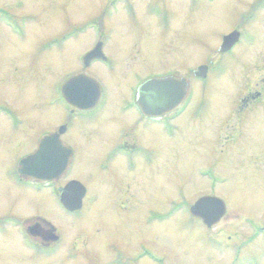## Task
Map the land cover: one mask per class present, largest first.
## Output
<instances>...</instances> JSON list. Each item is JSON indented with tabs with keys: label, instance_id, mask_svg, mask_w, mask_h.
Returning <instances> with one entry per match:
<instances>
[{
	"label": "rangeland",
	"instance_id": "rangeland-1",
	"mask_svg": "<svg viewBox=\"0 0 264 264\" xmlns=\"http://www.w3.org/2000/svg\"><path fill=\"white\" fill-rule=\"evenodd\" d=\"M259 1L0 0V264H264ZM234 29L239 42L220 54L221 36ZM98 42L107 62L84 72L102 98L70 116L60 84L82 71L81 57ZM202 64L206 74L195 78ZM172 74L186 77L191 93L173 115L176 127L139 123L133 131V89ZM256 92L260 104L239 108ZM65 123L70 170L53 185L20 181L19 159ZM122 130L147 151L113 178L107 170L118 162L105 154ZM70 179L86 187L76 212L62 208L55 189ZM209 194L227 212L207 228L188 208ZM37 218L56 230L47 249L23 230ZM142 250L148 255L139 258Z\"/></svg>",
	"mask_w": 264,
	"mask_h": 264
},
{
	"label": "water",
	"instance_id": "water-1",
	"mask_svg": "<svg viewBox=\"0 0 264 264\" xmlns=\"http://www.w3.org/2000/svg\"><path fill=\"white\" fill-rule=\"evenodd\" d=\"M222 38V43L219 46L221 53L229 50L239 39L238 32L231 31ZM100 59H105V56L102 53V44L99 42L83 55V68H87L91 61ZM206 71L207 66L202 65L197 67L193 74L203 77ZM187 86L188 80L185 77L179 78L174 75L152 77L138 86L136 103L141 113L146 116L160 117L170 113L183 102ZM60 87V93L66 102L81 110L91 109L100 97V85L93 77L83 72L70 75ZM64 130L65 126L62 125L57 132L42 135L36 150L23 156L17 163V173L23 178L27 177L41 182L61 177L67 169L72 152L71 148L62 143L59 138ZM58 189L59 199L64 209L75 211L80 208L86 188L78 180L68 181L64 187ZM188 212L210 228L225 215V203L214 195L201 196L189 206ZM27 231L31 236H39L44 241L57 240L56 230L49 222L37 221L28 226Z\"/></svg>",
	"mask_w": 264,
	"mask_h": 264
},
{
	"label": "flooded vegetation",
	"instance_id": "flooded-vegetation-1",
	"mask_svg": "<svg viewBox=\"0 0 264 264\" xmlns=\"http://www.w3.org/2000/svg\"><path fill=\"white\" fill-rule=\"evenodd\" d=\"M263 1L264 0H260L257 4L263 3ZM157 5H159V3ZM252 6L254 7V9L256 8L254 5H252ZM235 45L232 47V49L235 48ZM104 62H106V61H104ZM90 66H91V64H90ZM85 70H83V71H85ZM143 79H145V78H143ZM132 94H133V96H132L133 97V104L130 105L129 107L134 108L136 110V113H137L136 116H138V119L134 118L133 122L131 123L133 131L135 130V127L138 126L139 123L143 124L142 127H144V125L149 124V123L160 124L161 126H164V125L170 126L171 125L170 121L174 120V118L171 114L164 115V117H162V118H154V119L148 118V117L142 115L139 112L137 104L135 103V94H136L135 89L132 91ZM258 95H259V92H256L255 96H249L248 100H243V102L246 101V103H245V105H242V103H240L239 108L242 109L245 106L250 108L251 106H255L256 103L260 104L262 102V100L260 99V97ZM95 108H96V106L94 108H92V110ZM92 110L84 111V112H91ZM73 112L81 113V111L76 110L73 107H69L70 116H72ZM70 119H71V117H70ZM65 125H66L65 126L66 127L65 132L59 137V138H61L62 142H63V138H62L63 135L66 132H68V129H69V127L67 126V123H65ZM130 134L132 135V133H130ZM130 134H129V131H126V130L123 131L122 130V133L119 134L120 138L118 139V143L114 144V145L112 144V146H110V148L107 149V153L105 154V158H109V161L111 160L112 162H118V163L114 164L115 168L113 170H112L113 165L110 166L111 167L110 170H107L109 168V166L107 165L108 167L106 170H107L108 174H110V176H112L113 178H114L113 175H115V174L118 176H122V177L125 176V175H122L123 171L126 172L125 167L121 164L122 162H124L126 164L128 162L130 164V163H132V159L134 160L136 157H140V155L142 153H145V151H147L146 147H145V149L142 148V145L140 144V141L138 140L139 137L136 139L135 136L132 135L133 137H131ZM72 155H73V153H72ZM118 158H122L123 160H119ZM119 161H121V162H119ZM156 164H158V163H156ZM120 168H121V170H119ZM138 169H140V168L137 167L136 169H133V170L137 171Z\"/></svg>",
	"mask_w": 264,
	"mask_h": 264
}]
</instances>
